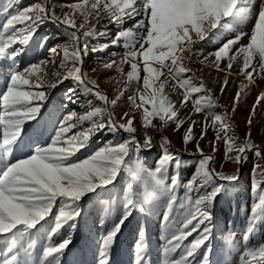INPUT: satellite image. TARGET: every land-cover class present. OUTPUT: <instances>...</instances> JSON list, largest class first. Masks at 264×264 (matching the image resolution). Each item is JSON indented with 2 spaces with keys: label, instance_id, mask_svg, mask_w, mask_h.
<instances>
[{
  "label": "snow or ice",
  "instance_id": "snow-or-ice-1",
  "mask_svg": "<svg viewBox=\"0 0 264 264\" xmlns=\"http://www.w3.org/2000/svg\"><path fill=\"white\" fill-rule=\"evenodd\" d=\"M68 8L71 11L58 16L55 9L49 7L48 0L22 9L19 7V0H10L3 9L6 20L0 24V76L5 79V88L0 90V239L4 241V249L0 250V264H26L21 257L20 241L49 216L57 202L60 205L59 213L55 216V224L49 236L57 233L63 225L74 221L80 215L79 202L82 197L87 194L100 195L98 190L103 191L108 185H113L121 173H128L132 180L145 173L149 178V190L137 198L133 184L128 183L123 190L122 199L114 200L109 205L111 212H115L117 206L122 207L123 211L119 221L102 236L100 264H107V256L114 238L134 211L145 213L148 210L147 205L153 204L164 195L168 196L169 210L177 203L174 193L179 187V176L178 173L172 175L168 183L167 173L170 166L174 165L179 169L180 159L165 148L156 162L155 171L145 169L139 160L134 169L129 167L126 158L129 157L130 149L148 148L151 146L152 138L146 136L141 144L134 135L137 132L134 126L136 117L125 112L120 118L123 122H118L106 107L109 104L116 105L117 100H109L100 91H95L94 95L105 107H93L90 103V110L83 115H77L75 112L64 115L59 120L54 135L47 138L40 128L33 129V134H29L27 125L31 121L39 123L37 117L41 113L43 102L47 99L43 90L47 75L46 66L49 63L55 65L56 61L40 60L21 70L17 57L21 55L23 48L13 46L28 44L38 25L46 20L62 23L72 29L69 41L62 49L64 56L58 65L61 69H67L66 74L60 71L52 73L58 78L57 83L71 78L86 92L98 89L97 81L82 72V52L88 50L86 42L88 37H106L109 33L97 31L95 28L84 29L88 28L89 17L97 21L107 18L110 23L120 25L121 28L110 43L102 44L92 51L103 52L123 40V46L127 51L122 63H130L131 70L127 73L129 82L141 80L142 63L144 91L141 92L137 88L139 103L136 96L129 97L133 108L142 109L140 116L142 127L145 129L149 126L155 127L154 118H158L162 126L172 122L179 128L183 124L179 119L177 106L164 91L167 79L154 86L156 81L165 75L163 70L167 69V75L184 90L181 105L187 103L193 94L206 93L192 101L193 108L196 113L207 109L204 130L206 131L209 126L207 116H211V126L216 131V140L224 141L225 159L239 164L251 151H255V155L261 157V150L251 141L250 132L246 133L245 139L241 141L234 133L230 117L211 111L215 107V102L211 95L207 94L203 82L197 86L192 78L184 77L185 73L191 71L184 64V60L190 59L185 53L191 52L192 45L204 40L209 33L220 38L225 33L235 31L236 35L222 40L220 46L210 56L214 57L213 63L217 68L219 63L227 58L229 70L233 67L232 61L242 56L243 64L239 74L245 77L248 84H252L254 73L264 74V0L259 3L257 0H78L69 4ZM76 13L84 17V22L79 25L76 23ZM253 16L255 22L248 36V43L242 44L241 40L246 34L239 31L238 27ZM128 20H135V23L132 28L125 29L122 26ZM17 25L22 27L18 28ZM50 51L56 54L57 48ZM204 59L207 61L209 57ZM254 60H257L259 69L253 64ZM169 61L170 63H167ZM69 62L72 64L70 68ZM115 64L116 61L112 60L104 62L103 67L112 68ZM42 65L45 68H42ZM118 70L122 71L119 68ZM248 84L242 82L241 91ZM55 86L56 84H47L49 88ZM239 97L240 92H237V102ZM69 99L71 100V96ZM261 100H264V92L257 97L256 104ZM252 115H255V105ZM85 121L90 123V127L67 135L77 124ZM247 123L251 126V116ZM192 124L194 125L195 121ZM105 130L112 133L123 130L129 137L123 142L110 141L87 157L79 158L77 153L89 146L91 137ZM192 132L193 127L190 125L183 136L185 144L193 138ZM203 136L202 131L201 139ZM164 140L167 141V138ZM197 150L202 157L197 171L200 182L197 184L196 180H192L185 187L189 193L192 191L199 193L201 189L205 191L203 195L198 194L195 200L189 195L186 201L180 202L179 206L184 212L178 227L175 222H170L167 212L164 214L168 235L161 250L160 264H211L212 249L206 243H210L213 238V229L206 223L211 221L209 206L219 194L228 191L226 184L217 183V179L232 182L238 177L217 173L214 169L209 170L213 157L204 155L199 143ZM257 173L264 178V166L257 164L253 169L252 187L256 199L251 207L245 237L254 231L258 221L264 220V188L258 190ZM69 227L74 228L75 224H70ZM193 233H196L195 237L188 241ZM139 234L141 237L144 236L143 228ZM224 239L231 244V234ZM69 242L70 237L63 239L58 245L46 247L39 264H60V255ZM202 247L205 251L200 253ZM146 248L147 244L143 239L137 242L135 264H150L145 260ZM240 264H264V245L246 248L240 257Z\"/></svg>",
  "mask_w": 264,
  "mask_h": 264
},
{
  "label": "rangeland",
  "instance_id": "rangeland-1",
  "mask_svg": "<svg viewBox=\"0 0 264 264\" xmlns=\"http://www.w3.org/2000/svg\"><path fill=\"white\" fill-rule=\"evenodd\" d=\"M9 2L10 0H0V24L6 20L3 9ZM43 2L44 0H19V7L22 9ZM76 2L78 0H48L49 7L54 8L58 16L71 11L68 5ZM257 2L259 3L261 0H257ZM75 19L77 25L84 22V17L79 13L75 14ZM254 22L255 17L253 16L248 22L239 25L238 30L246 34L241 40L242 44L248 43V36L251 34ZM134 23L135 20H128L122 27L125 29L132 28ZM17 27H22V25H17ZM90 28L109 33L106 37H88L86 40L88 50L82 52V72L87 73L91 79L96 80L99 86L98 89H93V92L84 91L83 87L71 78L64 79L62 83H57L58 78L52 75L56 71H60L62 74H66L67 71V69L58 67L64 56L63 46L68 43L69 33L72 31L64 24L46 20L38 25L28 44L13 46L23 48V52L17 57L21 70L40 60L56 61L55 65L49 63L46 66L47 75L45 76L43 90L46 92L47 99L43 102L41 113L37 117L39 123L31 121L27 125L29 134H33V129L40 128L44 132V137L47 138L54 135L58 122L64 115L71 112L83 115L90 110V103L93 107H105L104 103L94 95L95 91H100L109 100H117L116 105L109 104L106 107L118 122H123L120 118L125 112L136 117L134 126L137 132L134 135L141 144H143L146 136L152 138L150 147H133L130 149L129 157L126 158L129 167L134 169L137 160H139L143 163L145 169L150 172L155 171L156 162L165 148L181 161L179 169L173 165L169 167L167 173L168 183H170V177L178 173L179 187L176 188L174 193L177 197V203L169 210L167 207L168 196L164 195L153 204L147 205L148 210L145 213L138 210L134 211L114 238L107 256V264H135V246L141 239L147 244L145 260L150 264H160L161 250L166 243L165 237L168 235V229L164 223V214L167 212L170 222H175L178 227V222L183 218L184 212V209L179 206L180 202L186 201L189 195L195 200L198 194L203 195L205 191L201 189L199 193L196 191L189 193L185 187L192 180H196L197 184L200 182L197 178V171L202 157L197 150V143H199L204 155L213 157V161L209 164V170L214 169L217 173L222 172L225 175H236L238 177L236 181L232 182L217 179V183L226 184L228 191L219 194L209 206L211 221L206 223H209V226L213 229V238L210 243H206L212 249L210 254L211 264H240V257L246 248L264 245V220L258 221L254 231L245 237L249 226L251 207L256 199V193H254L252 187L253 169L257 164L264 166V158H262L264 157V100L256 104L257 97L261 92H264V74L257 75L254 73V82L248 84L245 77L239 74L240 67L243 64L242 56H238L235 61H232L233 67L231 70L227 68V58L219 63V68L213 63L214 57H211L210 54L215 52L222 40L233 38L236 35L235 31L225 33L220 38H217L213 33H209L204 40L197 41L192 45L191 52L185 53V56L190 57V59H185L184 64L191 71L185 73L184 77L192 78L193 83L197 86L203 82L207 94H210L215 102V107L211 111L220 115L227 114L230 117L235 135L242 141L245 139L246 133L250 132L251 141L261 150V157H257L255 151H251L246 154L242 163H233L225 159L223 139L216 140V131L211 126V116H207L209 126L206 131L204 130L207 109L200 113L194 111L192 101L199 95L206 93L193 94L187 103L181 105L180 101L183 99L184 90L179 88L176 81L167 75V69L163 70L165 75L161 76L154 86H158L161 81L167 79L168 82L165 84L164 91L177 106L178 116L183 124L179 128L172 122L162 126L161 121L154 118L153 124L155 127L149 126L147 129L142 127V120L140 119L142 109L133 108L129 100L130 96H136L137 103H139L137 88L141 92L144 91L142 63L140 65L141 80L139 82L135 80L129 82L127 73L131 70L130 63H122L124 54L127 51L123 46V40L103 52L92 51L93 48H99L102 44L110 43L121 26L110 23L107 18L97 21L89 17L88 28L84 30ZM45 40L46 43H44ZM83 44L84 39L82 38L81 47H83ZM52 48H57L56 54L50 51ZM232 54L234 53H230V55ZM205 57H209V59L205 61ZM112 60L116 61L112 68L103 67L104 62H111ZM257 60H254L253 64L259 69ZM167 63H170V61ZM71 66L72 64L69 62L68 67ZM41 67L45 68L44 65ZM118 68L122 71H119ZM225 80H227V84H225ZM242 82L248 84L243 91H241ZM47 84H56V86L49 88ZM89 87L92 86L89 85ZM4 88L5 79L0 76V90H4ZM70 89L73 91H69ZM237 92H240L238 102L236 100ZM69 96H71V100ZM254 105L255 115H252ZM233 109L235 110L233 111ZM250 116L252 118L251 126L247 123ZM193 121H195L194 125L192 124ZM73 122H75V117ZM190 125L193 127V138L185 144L183 136ZM88 127H90V123L87 121L79 123L67 135L70 136ZM217 127H219V124H217ZM202 131L204 136L201 139ZM128 137L129 134L123 130L116 133L107 130L97 132L89 140V146L81 149L77 156L83 159L110 141L113 143L123 142ZM165 137L167 141L164 140ZM256 180L259 186L258 190L264 188V178L260 177L258 173ZM128 183L133 184V191L137 198L142 197L143 193L149 190V178L145 173H141L136 180H132L128 173H121L117 176L113 185H108L103 191L98 190L100 195L87 194L82 197L79 202L80 215L74 221H69L68 224L63 225L57 233L49 236L51 228L55 224V216L59 213L60 205L57 202L49 216L20 241L21 257L26 261V264H39L43 250L46 247L58 245L63 239L69 237L70 242L60 255V264H100L102 236L114 223L119 221L123 211L122 207L117 206L116 211L111 212L109 205L114 200L122 199L123 190ZM207 190L210 191L211 189ZM73 223L75 227L70 228L69 225ZM142 228L144 229L143 237L139 234ZM229 234H231V244H228L224 239ZM195 235L196 233H193L188 241L193 239ZM188 241H185V243ZM3 249L4 241L0 239V250ZM203 251L205 249L202 247L200 253Z\"/></svg>",
  "mask_w": 264,
  "mask_h": 264
}]
</instances>
